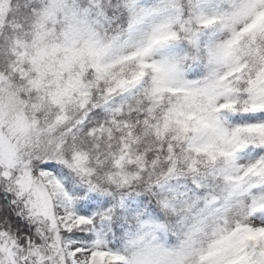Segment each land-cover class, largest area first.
<instances>
[{
    "label": "snow or ice",
    "instance_id": "obj_1",
    "mask_svg": "<svg viewBox=\"0 0 264 264\" xmlns=\"http://www.w3.org/2000/svg\"><path fill=\"white\" fill-rule=\"evenodd\" d=\"M0 264H264V0H0Z\"/></svg>",
    "mask_w": 264,
    "mask_h": 264
}]
</instances>
